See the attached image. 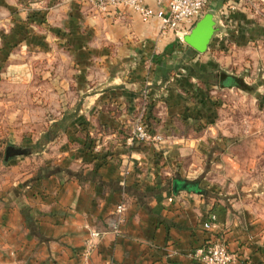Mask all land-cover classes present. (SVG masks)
<instances>
[{"label": "crops", "instance_id": "crops-1", "mask_svg": "<svg viewBox=\"0 0 264 264\" xmlns=\"http://www.w3.org/2000/svg\"><path fill=\"white\" fill-rule=\"evenodd\" d=\"M7 1L14 11L20 9L15 0ZM147 5L157 8L152 0ZM41 8L39 13L21 8L11 20V36L28 46H67L78 71L86 63L94 68L95 75L86 76L90 84L81 91L86 96L84 108L95 114L87 123L94 152L93 157L91 153L74 157V164L89 159V167L42 168L45 174L28 172L0 187V264H81L90 231H108L124 189L128 199L122 233L108 231L88 264H199L190 252L214 237L237 252L236 264H264V213L236 200L220 205L203 194L213 186L198 162L214 128L200 135L180 131L192 122L184 119L187 115L207 117L198 111L208 106L205 95L198 104L179 89L160 92L145 87L152 79L153 84L167 81L157 78L156 66L167 71L171 65L165 58L177 44L173 34L161 32L157 18L144 20L122 6L110 15L81 8L75 0L57 9ZM44 15L50 18L36 24ZM145 65L151 67L150 76ZM170 79L185 85L182 75ZM144 94L161 106L162 123L156 129L164 137L161 143L131 140ZM180 114L184 125L171 119ZM80 119H74L73 126ZM106 129L110 132L103 134ZM103 154L106 159H99ZM161 173L196 181L202 192H172L173 185L164 179L154 184ZM64 175L70 179L62 180ZM210 214L215 220L204 228Z\"/></svg>", "mask_w": 264, "mask_h": 264}, {"label": "rangeland", "instance_id": "rangeland-1", "mask_svg": "<svg viewBox=\"0 0 264 264\" xmlns=\"http://www.w3.org/2000/svg\"><path fill=\"white\" fill-rule=\"evenodd\" d=\"M71 1L74 0H15L19 10L23 8L28 13L41 12L42 5L48 10L57 9ZM75 1L81 8L90 9L86 0ZM11 8L14 6L7 0L0 2V187L7 186L9 180L22 179L25 173L45 174L46 168L58 165L77 168L80 164L82 169L91 162L86 159L74 164V157L78 153H91L93 157L94 152L87 124L94 113L84 108L86 96L81 91L90 84L86 76L95 75L96 71L89 63L78 71L67 46H28L22 39L13 38L11 20L19 10ZM208 12L214 16L215 30L207 49L197 52L175 39L177 44L165 58L171 64L167 71L156 66L157 78L167 81L153 84L152 79L145 87L160 92L179 89L198 104L200 95H205L208 106H200L198 111L202 109L207 117L187 115L184 119L191 118L192 122L180 128L181 132L190 131L193 135L214 128L209 137L217 140H210L201 149L198 162L202 173L208 172L209 185L213 186L203 194L220 205L236 200L264 213V0H209L204 14ZM46 18L49 15L37 17L36 24ZM145 68L146 76H150V65ZM223 73L231 79L222 80ZM175 74L185 77V85L178 86L170 79ZM80 75L86 81L80 80ZM145 95L139 97L142 104L135 113L133 128L137 121L145 120L156 133L162 123L161 106H155ZM182 115H173L171 119L183 124ZM79 117L80 124L73 126L72 122ZM108 132L106 129L103 134ZM132 134L133 131L131 140ZM9 146L24 148L27 153L6 159ZM104 155L99 159H106ZM68 177L64 175L62 180ZM165 177L161 173L154 184L162 183ZM123 194L125 201V189Z\"/></svg>", "mask_w": 264, "mask_h": 264}, {"label": "built area", "instance_id": "built-area-1", "mask_svg": "<svg viewBox=\"0 0 264 264\" xmlns=\"http://www.w3.org/2000/svg\"><path fill=\"white\" fill-rule=\"evenodd\" d=\"M157 8L147 5V0H86L91 10L98 14L110 15L118 7L128 8L138 13L142 19L157 18L161 32H170L180 43L185 42L184 37L194 24L203 16L209 0H152ZM166 7L163 8V3ZM132 139L146 142L161 143L162 135L154 133L147 122L139 120L133 128ZM127 205L125 201L118 202L113 210L108 231L114 235L122 233L125 222ZM215 215L210 214L204 222V228H210ZM108 231H91L86 246L82 251V264H88L90 255ZM189 256L199 264H236L237 252L231 251L221 238H210L204 244L190 252Z\"/></svg>", "mask_w": 264, "mask_h": 264}, {"label": "water", "instance_id": "water-1", "mask_svg": "<svg viewBox=\"0 0 264 264\" xmlns=\"http://www.w3.org/2000/svg\"><path fill=\"white\" fill-rule=\"evenodd\" d=\"M215 20L212 13H205L191 28L189 33L185 35L184 41L195 51L204 52L210 42L214 33ZM221 79H231L228 75L222 74ZM240 82H237L239 84ZM27 150L24 148H17L9 146L6 149V159L11 156L26 154Z\"/></svg>", "mask_w": 264, "mask_h": 264}, {"label": "trees", "instance_id": "trees-1", "mask_svg": "<svg viewBox=\"0 0 264 264\" xmlns=\"http://www.w3.org/2000/svg\"><path fill=\"white\" fill-rule=\"evenodd\" d=\"M149 127V123H148ZM164 180L171 183L172 192H178L179 190H187L194 193H201L202 191L196 186V181H189L187 179L181 178L179 175L173 177H165ZM180 187V188H179Z\"/></svg>", "mask_w": 264, "mask_h": 264}]
</instances>
